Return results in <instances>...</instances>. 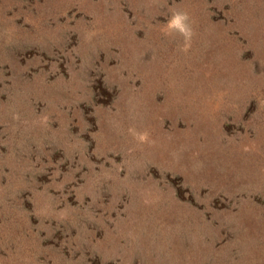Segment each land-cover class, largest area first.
<instances>
[{
  "label": "rangeland",
  "instance_id": "1",
  "mask_svg": "<svg viewBox=\"0 0 264 264\" xmlns=\"http://www.w3.org/2000/svg\"><path fill=\"white\" fill-rule=\"evenodd\" d=\"M0 264H264V0H0Z\"/></svg>",
  "mask_w": 264,
  "mask_h": 264
},
{
  "label": "clouds",
  "instance_id": "2",
  "mask_svg": "<svg viewBox=\"0 0 264 264\" xmlns=\"http://www.w3.org/2000/svg\"><path fill=\"white\" fill-rule=\"evenodd\" d=\"M181 17H177L173 22H172V26L176 27V28H180L181 31H183L182 25H181Z\"/></svg>",
  "mask_w": 264,
  "mask_h": 264
}]
</instances>
